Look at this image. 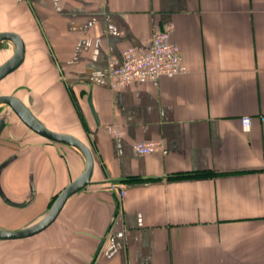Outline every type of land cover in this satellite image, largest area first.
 <instances>
[{
	"label": "crops",
	"instance_id": "0c3cea01",
	"mask_svg": "<svg viewBox=\"0 0 264 264\" xmlns=\"http://www.w3.org/2000/svg\"><path fill=\"white\" fill-rule=\"evenodd\" d=\"M166 24L187 70L112 88L110 60ZM5 31L26 51L0 94L95 157L56 221L25 238L62 223L36 244L39 264H264V0H0ZM4 41L0 65L15 50ZM143 140L167 152L136 155ZM86 165L6 119L0 228L32 224Z\"/></svg>",
	"mask_w": 264,
	"mask_h": 264
},
{
	"label": "water",
	"instance_id": "95a60500",
	"mask_svg": "<svg viewBox=\"0 0 264 264\" xmlns=\"http://www.w3.org/2000/svg\"><path fill=\"white\" fill-rule=\"evenodd\" d=\"M4 40H11L15 44L14 53L0 65V80L8 74L16 70L25 59L26 46L23 38L14 31L0 32V43ZM7 104L11 111L33 132L55 142L66 143L80 149L87 160L84 171L79 174L72 182H70L57 196L55 203L39 223L20 230H11L0 228V238L4 239H25L37 235L49 228L62 212L68 198L79 188L87 184L92 176L95 157L92 149L82 140L74 135L56 132L42 123H40L33 114L25 107V105L15 96L11 94H0V104ZM5 119L0 118V134L5 126ZM5 202L14 206H25L26 203H17L10 200L4 194Z\"/></svg>",
	"mask_w": 264,
	"mask_h": 264
},
{
	"label": "built area",
	"instance_id": "2783aa9c",
	"mask_svg": "<svg viewBox=\"0 0 264 264\" xmlns=\"http://www.w3.org/2000/svg\"><path fill=\"white\" fill-rule=\"evenodd\" d=\"M172 24L154 27L148 46L137 48L128 46L122 52V62H109L111 87L122 88L132 82L150 81L157 83L161 76L173 77L187 70L183 62L179 45L172 42L170 36ZM242 124L245 130L251 127V118L244 116ZM136 155L142 156L156 151L167 152L160 140L137 141L132 146Z\"/></svg>",
	"mask_w": 264,
	"mask_h": 264
},
{
	"label": "rangeland",
	"instance_id": "374dc122",
	"mask_svg": "<svg viewBox=\"0 0 264 264\" xmlns=\"http://www.w3.org/2000/svg\"><path fill=\"white\" fill-rule=\"evenodd\" d=\"M4 44L5 48L12 49L11 45H13L14 49H16L13 41L6 40L4 41ZM0 118H4L6 123V119L16 120L17 116L11 111L10 107L7 104L1 103ZM59 193L50 200L47 210L43 213L41 212L40 217L37 220L35 219L32 224L27 227H31L44 219V217L48 214L53 204L55 203ZM61 225L62 223H55V225H53L50 229H48L41 235L30 239L14 240L0 238V264H39L37 259L39 252L36 244L38 245L39 241L46 240L49 234H57L56 231L62 229Z\"/></svg>",
	"mask_w": 264,
	"mask_h": 264
}]
</instances>
